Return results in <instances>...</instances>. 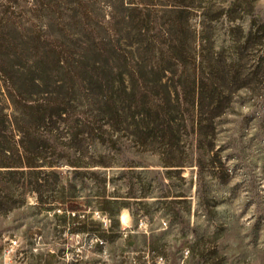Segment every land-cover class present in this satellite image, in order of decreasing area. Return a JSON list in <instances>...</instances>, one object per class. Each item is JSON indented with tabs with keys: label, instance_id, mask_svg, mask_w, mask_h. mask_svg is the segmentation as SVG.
I'll list each match as a JSON object with an SVG mask.
<instances>
[{
	"label": "rangeland",
	"instance_id": "1",
	"mask_svg": "<svg viewBox=\"0 0 264 264\" xmlns=\"http://www.w3.org/2000/svg\"><path fill=\"white\" fill-rule=\"evenodd\" d=\"M0 90V264H264V0H0Z\"/></svg>",
	"mask_w": 264,
	"mask_h": 264
},
{
	"label": "trees",
	"instance_id": "2",
	"mask_svg": "<svg viewBox=\"0 0 264 264\" xmlns=\"http://www.w3.org/2000/svg\"><path fill=\"white\" fill-rule=\"evenodd\" d=\"M123 73H120L121 74L120 83L122 85V89L128 95L135 96L136 95V87H135V82H134L135 81V78H136L135 74L133 73V71H126L127 75L131 76V79H130L131 81H129V85H127V83L125 82L126 80L123 79ZM6 77H7V79H9L10 76L6 75ZM42 80H44V74L43 73H35V75L31 77V81L34 84L38 85V86H39V84L37 82L38 81L40 82ZM9 87L10 88H13V89L15 88L14 85H12V83H10ZM14 90L16 91L17 89H14ZM44 92H50V89H44ZM0 95H3V93L1 92V90H0ZM9 95L11 96V98H15L14 97V93H13L12 90L9 91ZM36 100L37 99H29V103H27L28 105L26 104L27 107L33 108V109L36 108V111L37 112H43L45 109H47L46 108V105L47 104H45V107H44V103H40V104H37V106H34L33 103ZM15 101L18 103V101L16 99H15ZM48 101H50V100H48ZM0 104H1V100H0ZM100 104L101 105L98 107L99 111L105 112L104 106H107V105H111L112 104L115 107L116 106V101H115L114 97L111 95L109 99L104 100V101L101 100L100 101ZM126 107H128L129 109H131L132 108V103L128 104ZM116 108H117V106H116ZM125 109H122V110H125ZM58 110H64V108H61L60 107V108H58ZM119 110H120V108H119ZM1 112L2 111H1V106H0V124L3 125L4 127L5 126L7 127V125H6L7 115H6V118H5V114L3 115V113H2V117H1ZM3 116H4V119H3ZM84 124L85 125H80V124L77 125L78 128H79V131H78L79 134L80 133L81 134H84L86 132V130H85L86 128L84 126L91 128V126L88 125L87 123H84ZM25 150H27V149L25 148ZM0 166L10 167V168H12L11 170H13L14 173L20 172L19 171L20 169H17V168H21V167H25L26 166V167L30 168L29 169L30 170L29 172L32 173L33 170H37V169H33V168H37L40 165H37V164L33 163V161H31V159H28L26 157V155H23V154L21 155L20 154V155H18V157H16V159H12V161L3 159L2 161H0ZM76 166H80V165H76Z\"/></svg>",
	"mask_w": 264,
	"mask_h": 264
}]
</instances>
